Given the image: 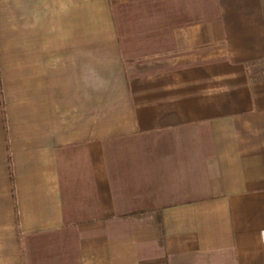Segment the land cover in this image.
<instances>
[{
  "label": "crops",
  "instance_id": "0c3cea01",
  "mask_svg": "<svg viewBox=\"0 0 264 264\" xmlns=\"http://www.w3.org/2000/svg\"><path fill=\"white\" fill-rule=\"evenodd\" d=\"M0 264H264V0H0Z\"/></svg>",
  "mask_w": 264,
  "mask_h": 264
}]
</instances>
